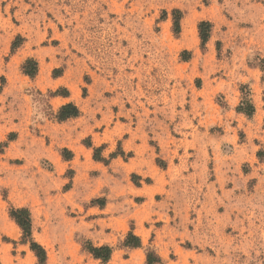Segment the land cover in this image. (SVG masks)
Here are the masks:
<instances>
[{
	"label": "rangeland",
	"instance_id": "1",
	"mask_svg": "<svg viewBox=\"0 0 264 264\" xmlns=\"http://www.w3.org/2000/svg\"><path fill=\"white\" fill-rule=\"evenodd\" d=\"M21 208L45 264H264V0H0V264Z\"/></svg>",
	"mask_w": 264,
	"mask_h": 264
},
{
	"label": "trees",
	"instance_id": "2",
	"mask_svg": "<svg viewBox=\"0 0 264 264\" xmlns=\"http://www.w3.org/2000/svg\"><path fill=\"white\" fill-rule=\"evenodd\" d=\"M174 15V31L175 33L181 32V20L183 19L182 12L179 10L173 11ZM212 26L209 22H201L199 25V32L200 38L202 41V45H206L210 40V33H211ZM16 44L13 45V49L15 50ZM24 72L26 75L30 77H34L38 70V65L34 60H28L23 67ZM56 94H53L55 96ZM239 111L242 113H246L248 115L253 114L254 107L248 103L247 107L244 108L243 105L239 107ZM80 115L79 108L73 104L69 103L64 105L60 108L58 114V120L66 121L73 118H78ZM99 150L96 151V153ZM96 160H102L100 156L96 155ZM11 218L16 222L23 233L22 241L24 244H28L30 246L31 251L35 254L36 258L38 259L40 264H45L47 262V253L45 249L35 241L33 238V225H32V218L30 211L25 208L21 209H12ZM125 247H133V248H140L142 246L141 239L134 235L133 233H129L127 236L125 243ZM88 251L99 260L104 262L109 261L111 259L113 249L109 246H102V247H93L89 245ZM161 262V258L156 255L154 252H149L147 254V261L146 264H159Z\"/></svg>",
	"mask_w": 264,
	"mask_h": 264
}]
</instances>
